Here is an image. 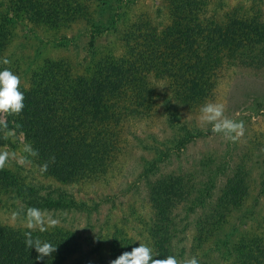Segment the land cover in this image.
I'll list each match as a JSON object with an SVG mask.
<instances>
[{
  "label": "rangeland",
  "instance_id": "374dc122",
  "mask_svg": "<svg viewBox=\"0 0 264 264\" xmlns=\"http://www.w3.org/2000/svg\"><path fill=\"white\" fill-rule=\"evenodd\" d=\"M190 3L198 5L196 16L187 15ZM172 16L194 27L202 24L198 29L207 31L198 39L201 44L209 38L228 47L242 41L249 57L227 60L230 52L224 50L199 58L186 73L185 85L173 91L169 78L154 77L153 72L155 110L119 123V155L99 179L64 182L45 174L21 132L0 112V153L7 154L0 169L41 193L59 189L86 206L81 211L27 212L0 190V225H55L73 232L79 250L64 264H111L110 243L119 233L153 251L181 253L178 259L196 256L200 264H238L234 252L247 253L250 247L262 257L264 0H0V70L18 74L21 89L29 86L31 72L46 63L68 62L82 73L78 64L83 58L89 62L116 49L118 54L131 25L161 34ZM193 76L202 79L191 80ZM163 102L177 118L170 119ZM205 102L222 103L225 116L244 121V135L230 141L212 133L211 125L200 122ZM183 127L192 138L181 146L176 141ZM212 177L209 198L198 203ZM154 227L168 233L164 246L153 241Z\"/></svg>",
  "mask_w": 264,
  "mask_h": 264
},
{
  "label": "trees",
  "instance_id": "16d2710c",
  "mask_svg": "<svg viewBox=\"0 0 264 264\" xmlns=\"http://www.w3.org/2000/svg\"><path fill=\"white\" fill-rule=\"evenodd\" d=\"M188 6V17L196 16L198 5L190 3ZM184 21L172 16V21L162 30L166 31L161 34L154 32L155 28L144 27L142 31L138 28L134 30L131 25L124 31L123 48L118 54H115L116 49L91 58L89 62L83 58V62L78 64L82 73L73 71L68 62L46 63L31 72L29 86L21 89L25 94L23 111L19 115H4L10 121V127L21 132L35 163L45 174L68 182L99 179L109 171L119 155V123L130 118L148 117L155 110L154 80L150 79L153 72L154 77L169 78L173 91V88L180 89L181 84L185 85L186 73L195 69L193 67L199 58H212L213 54H224V50L230 54L235 52L232 56L226 53L227 60L249 57L245 55L249 50L242 41L237 40L233 47H228L209 38L206 44H201L198 39L207 30L198 29L202 24H195L194 27ZM223 47L225 49L218 50ZM195 79L202 78L193 76L191 80ZM203 99L204 96L199 97L196 103ZM162 105L170 114V119L177 118L176 113L169 109V103L163 102ZM191 136L190 131L184 130L176 143L183 146ZM213 181V177L207 180L203 195H198V203L209 198V187ZM187 188L192 189L191 186ZM0 190L10 193L27 212L81 211L86 207L83 202L59 189L41 193L3 169H0ZM163 231L154 227L153 241H160L164 246L169 238L168 233ZM44 244L56 247V251L40 259L34 248ZM79 246L80 242L73 232L55 225L43 228L0 225V264H64L78 252ZM110 246L109 255L113 261L138 245L130 237L119 233L113 235ZM254 250L250 247L247 253L234 252L238 264H264V251L262 257H256ZM153 254L156 258L172 255L168 249L155 250ZM175 255L181 257V253Z\"/></svg>",
  "mask_w": 264,
  "mask_h": 264
},
{
  "label": "clouds",
  "instance_id": "9594fccd",
  "mask_svg": "<svg viewBox=\"0 0 264 264\" xmlns=\"http://www.w3.org/2000/svg\"><path fill=\"white\" fill-rule=\"evenodd\" d=\"M3 63L8 64V60ZM25 94L21 90V78L10 68L0 70V112L19 115L24 107ZM200 122L211 125V132L222 134L225 139L235 141L242 137L245 132L244 121L235 120L225 116V106L217 102H205L200 108ZM35 152L34 149H32ZM7 159L6 153H0V167L4 166ZM54 157L52 160L54 162ZM37 256L43 259L51 256L56 247L44 244L38 248ZM111 264H200L196 256L178 259L176 255H168L163 258H156L153 249L148 244L139 242L137 247L130 252H124Z\"/></svg>",
  "mask_w": 264,
  "mask_h": 264
}]
</instances>
